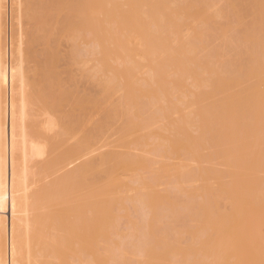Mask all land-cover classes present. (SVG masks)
Instances as JSON below:
<instances>
[{"label": "rangeland", "instance_id": "374dc122", "mask_svg": "<svg viewBox=\"0 0 264 264\" xmlns=\"http://www.w3.org/2000/svg\"><path fill=\"white\" fill-rule=\"evenodd\" d=\"M237 2L22 0L30 125L57 153L30 190L56 223L39 264H264V0Z\"/></svg>", "mask_w": 264, "mask_h": 264}, {"label": "bare ground", "instance_id": "6f19581e", "mask_svg": "<svg viewBox=\"0 0 264 264\" xmlns=\"http://www.w3.org/2000/svg\"><path fill=\"white\" fill-rule=\"evenodd\" d=\"M233 1H235L236 3L238 0H233ZM68 2H66V4ZM21 6H23L22 0H0V264H39L38 263L39 260L32 253L34 252L33 247L36 245V243L33 242V233L36 232L35 231L37 230L36 227H38L39 224L45 226V223H47L42 220L48 219L46 217L47 215L45 216L46 214L45 212L49 211L51 204L49 203V197H47L48 196L47 187L41 186L35 191H30V190H31V186L36 184L35 182L40 179V176L42 174L47 173L51 168H53L57 159L55 158L56 157L55 154L57 153L55 152V150H53L55 149L53 147L54 145H52L53 142L46 137L38 135L36 132H34L35 130L33 131L32 126L30 125V119H31L30 117L32 115V111L30 110L31 101L29 100L30 98L28 95L29 89L27 88L28 80H25L26 77L23 70L24 69L23 52L25 50H23L22 47L24 41L23 39L21 40V34H22V31L20 29L21 27L20 18L22 17ZM92 9L93 8L91 7V10ZM123 15L124 14H122V16ZM147 18L152 20L153 23L156 25L158 21L159 24L162 23L161 25L158 24V26L161 27L164 31H166V28L168 26H170L169 24L168 25L165 24L164 16L160 13H158L157 15L154 10L150 11L147 14ZM81 20L79 22L82 23ZM122 20H124V18H122ZM95 25L96 24H94L93 27H95ZM78 28H80V26ZM78 28H75L76 29L75 31L80 30ZM103 41L105 43V40ZM93 42L95 43V41ZM96 46L99 45L97 44ZM141 47L142 46H140L139 48ZM96 49L97 48H95V50ZM140 54H142V52H140ZM130 61H128L129 66L131 64ZM134 63H137V61L134 62L133 60V65H135ZM146 118L148 120L149 116ZM54 124H56L54 122V119L50 118L49 116V118L46 120V126L51 127ZM148 124L150 123L148 122ZM88 145L89 144L87 143L85 146H83L82 150L83 148H86V146ZM39 157L40 158L44 157L47 160L44 159L45 162L42 161L39 163L36 160ZM86 166L87 165H85L84 168ZM82 169L83 168H81L79 165L78 168L74 169L72 174L77 173L79 175V172ZM84 171L86 172V169L82 170V173ZM49 218H53V217L50 216ZM19 221H22L23 223V229L21 230H20L21 227ZM48 221L50 222L49 219ZM50 223H54V221L53 222L51 221ZM54 224L56 225V223ZM52 225L51 227L53 228L54 226ZM56 228L58 229V227ZM56 228L54 227L53 230L55 231ZM43 229H42V233L45 230ZM50 232L52 233L50 235H54L52 230H50ZM58 235L60 234L58 233L55 236L57 237ZM53 239L56 238H54L53 236ZM85 240L83 242H85ZM48 246H51V248H49ZM56 247L54 249L52 245H47V243H46V247L44 246L45 249L47 248L46 249L47 252L49 251V249H52L49 251L50 253H53L54 250H56ZM41 251L45 255L46 251H43V249H41ZM50 253L49 255L47 254V256L56 257L55 253L54 255L53 254L50 255ZM81 254L83 256V252ZM55 257L53 258L55 259ZM85 259L88 260V257L86 256L85 258L81 257L83 263L85 262ZM83 263L81 262V264Z\"/></svg>", "mask_w": 264, "mask_h": 264}]
</instances>
